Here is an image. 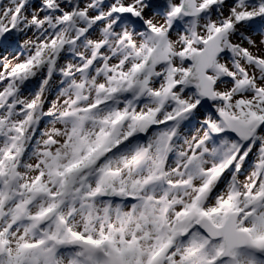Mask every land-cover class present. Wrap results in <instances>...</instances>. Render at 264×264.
<instances>
[{"label":"snow or ice","instance_id":"snow-or-ice-1","mask_svg":"<svg viewBox=\"0 0 264 264\" xmlns=\"http://www.w3.org/2000/svg\"><path fill=\"white\" fill-rule=\"evenodd\" d=\"M0 264H264V0H0Z\"/></svg>","mask_w":264,"mask_h":264}]
</instances>
